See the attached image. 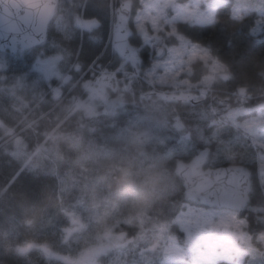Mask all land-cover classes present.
<instances>
[{"label":"trees","instance_id":"16d2710c","mask_svg":"<svg viewBox=\"0 0 264 264\" xmlns=\"http://www.w3.org/2000/svg\"><path fill=\"white\" fill-rule=\"evenodd\" d=\"M120 3L121 0H60L59 12L50 25V35L59 39L62 27L68 26L70 20L79 26L78 19L74 21L78 16L85 23L90 20L103 23V45L107 48L111 43L109 37L112 38V28L109 29L107 21L113 24L115 9ZM232 9V0L218 5L211 12L215 23L209 29L196 31L189 25L178 27L195 42L210 47L211 54L228 70L227 81L218 77L209 89L192 93L194 101L162 96L155 86H150L147 76L142 84L135 82V74L131 71L118 77L116 73L123 71V66L116 72L101 71L98 66L95 71L100 75H113L114 88H106L107 97L116 99L122 110L114 115L99 114L96 110L91 118L83 121L86 127H79V122L69 116L66 124L57 130L61 135L53 139L44 136V124L54 117L49 111H56L61 117L69 114L73 107L81 112L88 105L84 100L95 95L93 88L101 89L97 83L99 75L77 79L66 71L69 67L79 71V65L74 64L77 43L81 39L79 34L66 45V57L59 62V65L63 63L62 59L65 62L62 67L64 82L61 79L50 82L53 86L60 85L59 90L48 87L46 80L41 83L43 92L40 94L34 86L31 87L33 95L25 87L17 90L30 100V106L26 107L16 95L0 89V123L9 124L11 129L3 135L0 125V264H65L47 259L37 249L27 252L23 245L33 237L35 240L47 237L51 248L60 251L59 244L66 239L68 221L74 219L78 224L86 225L78 230L81 249L96 244L109 228L118 232V236L127 232L145 236L152 245L162 244L156 239L162 235L158 231L161 225L172 234L178 232L176 225L170 223L169 208L174 198L179 199L176 192L181 181L174 172L175 164L189 161L194 150L199 152L201 148L209 147L213 157L217 151L224 153L225 166L245 165L251 171L254 196L240 214L246 221L242 232L246 240L244 249L248 250L239 264H264V198H261L262 189L256 181L262 154L251 132L238 122L246 116L257 117L264 111V36L257 37L252 45L254 50L248 47L242 35L233 37L231 34L240 24L230 19ZM84 42L87 45L86 39ZM28 52L23 56L27 57ZM29 58L23 61L27 64ZM59 65L53 66L54 72ZM36 66L42 69L40 64L36 63ZM191 66L195 72L190 75L192 81H198L208 73L199 61ZM10 69L4 71L7 84L16 82V73ZM36 78L34 81L39 82ZM142 93H149L148 98ZM118 103L114 102L115 108ZM14 105L23 110V116L12 110ZM31 107L38 113H31ZM99 107L102 109L104 105ZM39 112L45 113L44 117L40 118ZM237 112L243 116L240 118L241 114ZM25 113L27 117H24ZM35 117L40 118L38 125L24 124L27 118ZM18 122L21 123L15 126ZM129 122L150 128V133L146 138L136 137L126 128ZM174 123L181 125V134L173 133L169 128ZM259 133L263 136L264 130ZM158 137H162L163 145L157 141ZM38 143H43L45 149L37 150ZM176 144L181 145V152L175 151ZM133 147H142L146 157L155 158L143 161ZM156 152L162 157L159 158ZM150 172L158 176L159 183L155 186L145 183ZM121 176L126 178L127 191L118 183L117 178ZM140 192L150 195L138 202L133 194ZM131 262V255L122 259L113 251L99 264ZM221 264L225 263L222 261Z\"/></svg>","mask_w":264,"mask_h":264},{"label":"snow or ice","instance_id":"6c2138e0","mask_svg":"<svg viewBox=\"0 0 264 264\" xmlns=\"http://www.w3.org/2000/svg\"><path fill=\"white\" fill-rule=\"evenodd\" d=\"M42 2L28 6L21 0H0V47H6L9 43L13 52L17 46L25 48L30 46L28 56H22L21 60L31 57L32 52L40 56H53L56 53H62L66 45L71 44L76 39L77 34L81 39L77 43L74 64L79 65V71L75 67L66 69L68 75L73 78H89L100 73L95 71L97 67L101 71L107 69L108 72H116V69L123 66V71L117 72V76H123L124 72L131 71L135 74V82L143 83L144 78L151 77L150 86L154 87L155 82L160 79L161 74L168 71H176L177 65L183 67L182 58H186L190 52L198 53L199 59L209 61L212 65V72L218 74L227 81V68L223 63L217 62L211 56L210 47H201L190 36L181 33L176 26L182 21L179 19L187 9L184 15V21L196 31L209 29L215 21L211 15L212 9L216 7L215 3L208 5V12L202 11L199 7L192 9L191 5H185L182 9L169 19L160 10L159 5H151L153 9L160 10L161 16L165 19V27L162 30L167 39L175 41V44L167 45L156 55L157 49L155 41L158 37L148 35V32L141 27L144 35L139 43L132 44V34L122 25H116L112 30L111 43L106 48L103 45V23L94 22L87 26H77L69 22L68 26L62 27V35L57 39L50 35V25L55 17L58 6H49L44 10ZM228 11L227 7H224ZM230 19L234 23H239L240 27L232 33L233 37L237 34L242 35L250 49L258 36H264V0H246L245 3L237 5L230 11ZM171 25V27L169 26ZM139 26V23H138ZM219 27V25H216ZM152 31L159 33L161 30L153 22ZM10 34H14L15 39H10ZM59 34V33H58ZM87 40V45L85 44ZM231 46V41H229ZM149 50L153 53L152 59H149ZM35 59V57H31ZM52 63V61H46ZM90 66V70H89ZM32 64H29V69ZM183 75V74H181ZM26 78L31 79V75L25 73ZM187 81L181 82L180 76H176L175 81L166 87L182 88ZM191 87V85H190ZM199 89L203 85H196ZM187 99V97H185ZM257 149L264 159V136L259 138ZM251 143V141H249ZM199 147V146H197ZM176 152H181V145H174ZM199 158L195 160L193 167L189 168L181 165L177 169V178L181 181L176 195L179 199H173L169 205L171 211L170 223L177 227V234H172L161 225L158 231L161 236L156 237L161 243L152 245L147 242L145 236L129 235L127 232L118 237H109L101 242L94 250L86 262L68 260L67 264H99L100 260L106 256H111L116 251V256L126 259L129 255L132 257L131 264H172L174 258L168 255L171 248L193 247L197 244L207 245L208 238L212 234L220 235L226 227L240 220L239 212H236V219L233 220V205L229 200L230 192L239 190L243 194L247 186L248 204H251L254 191L251 188V173L242 165L236 167H225L226 157L224 153L217 151L215 156L211 155V148L204 152L201 148L199 152L195 150L191 153ZM230 164L231 161L229 160ZM259 177L260 187L264 189V163H260ZM193 168L198 171H193ZM207 169V171L205 170ZM215 176V180H213ZM243 182L242 184L240 182ZM261 198H264V191L261 192ZM31 222V221H29ZM74 229H65L66 239L70 238L73 231H78L86 227L74 219ZM243 227V225H240ZM167 233V234H164ZM181 235L185 238V243L181 244ZM143 241V243H138ZM32 245H28L30 249ZM48 252L45 247L43 249ZM24 251V250H22ZM211 257L215 258L218 254L209 249ZM225 253L231 252V249H224ZM231 258V257H230ZM215 264V259L212 260Z\"/></svg>","mask_w":264,"mask_h":264},{"label":"rangeland","instance_id":"374dc122","mask_svg":"<svg viewBox=\"0 0 264 264\" xmlns=\"http://www.w3.org/2000/svg\"><path fill=\"white\" fill-rule=\"evenodd\" d=\"M60 0H58L59 2ZM122 2L124 0H121ZM132 1V11H131V19H130V25L133 29V39H132V44L135 45L139 43L140 38L144 35L143 31H141V27L145 29L148 32V35L158 37V39L155 41V46L156 49L158 48H165L167 45L175 44V41L167 39V36L164 34L162 31L165 27V19L163 16L160 14V10L163 11L164 15L167 16L169 19L176 13L177 10H180L183 8L185 5H191L192 9H195L196 7H199L202 11L208 12V5L210 3H215L216 7L212 9L217 8L218 5L222 3H226L229 0H130ZM203 1L202 5H199ZM121 2V3H122ZM246 0H232L233 3V9L236 8L237 5L245 3ZM254 2V0H252ZM120 3V4H121ZM151 5H159L160 10L153 9L150 6ZM203 5H206L204 7ZM187 9H184V13L180 16V20L182 21L177 27H186L189 25V23L183 22L184 21V15L187 14ZM59 12V9L57 10V13ZM56 13V14H57ZM78 19V23H80L82 26L83 24H86L85 21L78 16H75V20ZM77 22V21H76ZM109 20L107 21V25H109V29L112 28L113 24L110 25L108 24ZM153 22L156 23V27L160 29L161 31L159 33H155L152 31L153 28ZM114 23V22H113ZM139 23V26H138ZM171 27V25H169ZM52 29V28H50ZM184 31V30H183ZM181 33H183L181 31ZM109 40L110 37H109ZM200 44V42H197ZM201 47H207L203 46L200 44ZM30 51V50H29ZM25 52V53H24ZM28 51H23L20 52L19 54H16L14 56L10 55L9 53L5 54H0V65L2 66V71H0V89H4L7 93L10 95H16V99L18 101H21V103L29 107L30 106V100L26 99L25 96L22 94H18L17 90H24V87L27 88L28 91H31V94H34V91L31 90V87L37 88V94H40L43 92V87L41 83L42 81L46 80V76L51 78V80L55 79H61L62 83L65 80V77L62 76V67L64 65V61L62 59V62L59 65V62L61 61L62 57H66L65 53L66 51H63L62 53H57L56 57L54 58L53 56H40L38 54L33 55V52L31 53V57H35V59H27L29 60L28 63L26 64V61L21 60V57L23 55H26ZM149 55L153 56V53L151 50H149ZM212 58H214L217 62H220L213 54H211ZM52 61V63H46V61ZM201 62V64L208 69V73L201 78L198 81H192L190 75L193 72L191 69V65L194 62ZM44 63L50 66H56L59 65V69L54 72L52 76L49 74L44 73L39 67L36 66V63ZM32 64V68L29 69V64ZM182 63L183 67H179L177 65L176 71L173 73L172 71H168L164 74H161V77L159 80L155 82V87L158 89L157 91L159 92H167L171 94H178L179 92H184V93H194L197 91H203L209 89L212 84H214L218 77L220 75L214 74L212 72V65L209 61L206 60H201L199 59V54L198 53H192L190 52L189 55L186 58H182ZM221 63V62H220ZM225 65V64H224ZM11 67V71L16 73V82L13 84H7L5 81L7 80V75L4 73L6 69H9ZM28 73L31 75V79L26 78L25 73ZM183 74V75H181ZM100 75V74H99ZM103 75V73H101ZM176 76H180L181 82L187 81L186 84L183 85L182 88H173V87H166L165 85H170L175 81ZM34 77H37L36 79H39L40 81H34ZM149 82H151V77H148L147 79ZM48 87L53 88L54 90H59V86H53L50 84V82L45 81ZM44 84V83H43ZM191 85V87H190ZM196 85H203L201 88H197ZM53 86V87H52ZM93 92L95 95L89 96L88 99H85L84 102L85 105L83 111L79 112L78 108L73 107L71 112L69 114L65 115L63 114L62 117L59 116L56 111H49L51 114H54L53 119L51 122L44 124L45 128L42 134L46 137L50 138H55L58 135H61V132H57V130L60 127H63L66 124V121H68L69 116L74 118L75 122H79V127H86L84 124L85 118H91V116L95 113L96 110H99V114H107V115H114L118 111L122 110L121 104L118 103V101L115 99H111L107 101L106 103H103V100H107V94L105 95L103 89L94 87ZM61 91V90H60ZM91 93V92H90ZM57 94H60V92H57ZM99 97H98V96ZM142 96L145 98H148L149 93H142ZM115 103H118L119 106H116ZM102 103V104H101ZM108 104V106H107ZM100 105H104V108L100 109ZM114 106V107H113ZM115 108V109H114ZM31 110L33 109L32 107L30 108ZM12 110L16 112V114L19 115H24L23 110L18 107L17 105L12 106ZM30 110V111H31ZM38 113L37 111L32 110L31 113ZM47 112V113H49ZM26 114V113H25ZM45 113L39 112L40 118L44 117ZM237 114H241L240 112H237ZM138 116V115H136ZM243 116L241 114L240 118ZM27 117V114L26 116ZM68 117V118H67ZM40 118H27L25 121V125H38V119ZM239 118V119H240ZM239 124L249 130L251 132L253 138L256 140L257 143H259V138L262 137V135L259 133V130H264V111L260 112L257 117L251 118L249 116H246V119L241 118L238 120ZM21 122H18L17 124H14L15 126H18ZM130 124L126 125V128L128 131L133 133L136 137H145L150 133V128L146 127H138L135 126V123L129 122ZM23 124V125H24ZM236 124V123H235ZM2 125V134L6 135L7 133H10V125L9 124H1ZM140 125V124H137ZM16 128V127H14ZM89 128V127H88ZM173 133H182V127L181 125L174 123L171 124L169 127ZM89 129H92L90 127ZM264 136V135H263ZM77 138H79L77 136ZM1 139V138H0ZM21 137L17 140L19 142ZM16 141V140H15ZM14 141V142H15ZM157 141L159 144L163 145L164 142H162V137H158ZM37 150L40 149H45V146L43 143H38ZM134 152L136 153L137 156L142 157L143 161H145L147 158L148 159H154V156H148L146 157V152L142 147L134 148ZM126 151H129V149H126ZM155 154H158L156 152ZM158 157L161 158L158 154ZM262 158V156L260 157ZM260 163H264V159H261L258 161V165ZM237 166H241L239 164H236ZM247 171L251 173L250 170H248L247 166L242 165ZM143 167L145 168L146 165L143 164ZM256 181H258L260 185V177H259V169H258V174L256 176ZM264 191V189H262ZM236 219V212H233V220ZM73 220L68 221L70 224L66 226V229H74L76 226L73 225L72 223ZM240 225H243V227L246 225L245 219L240 217V220L238 223H233L229 227H226L225 230L220 234H212L208 238V243L207 245H202V244H197L193 247H177V248H171L168 250V255L173 259L172 264H212V260L215 259V264H221L223 261L225 264H239L241 261V258L243 257L244 253H247V250L244 249V245L246 243L244 234H243V227ZM111 227V226H110ZM78 231H73L72 235L70 238L63 239V242L59 244L61 250L60 251H55L51 247V245L48 244V238H39L35 240V237L32 238L31 241H35V244L30 243L29 241L26 242L23 247H25V250L27 252H30L34 249H37L40 251L42 254H44L47 259L50 260H58L62 261L63 263L67 264L68 260L72 261H81V262H86L82 261V257L89 254L90 256L93 253V250L101 243L106 241L109 237H118V232H114L113 228H109L104 235L99 239V241L96 244H93L91 246H88L86 248H79V242H78ZM42 240V241H41ZM43 241H46V244L42 247L41 244ZM185 243V238L183 235H181V244ZM28 245H32V247L29 249ZM48 249V252H45L43 249L44 248ZM214 250L218 255L213 258L210 255L209 249ZM231 249V252L225 253L224 249ZM23 249V248H22ZM21 249V250H22ZM24 250V249H23ZM231 257V258H230ZM227 260V261H226Z\"/></svg>","mask_w":264,"mask_h":264},{"label":"water","instance_id":"95a60500","mask_svg":"<svg viewBox=\"0 0 264 264\" xmlns=\"http://www.w3.org/2000/svg\"><path fill=\"white\" fill-rule=\"evenodd\" d=\"M21 2L25 5L28 6H33L36 5L42 0H21ZM131 10H132V2L130 0H124L118 7L116 8L115 11V16H116V23L113 26V29L115 28L116 25H122L124 28H127V30L133 35V30L130 26V17H131ZM53 20V19H52ZM96 21H90L89 24H92ZM10 39H15L14 34H10ZM21 48L20 46H17V50ZM24 50L30 49V46H27L25 48H22ZM12 51L10 43L6 47H0V53L1 52H6L9 51L10 54H15L17 52ZM161 48L157 49L156 55H159ZM163 96H166L167 98L177 100V101H194V95L192 94H179V95H171V94H162ZM187 97V99H185ZM204 152H208L209 148L203 149ZM199 157L198 156H193L189 161L183 162V161H177L175 164L174 172L177 174V169L180 168L181 165H184L186 167L192 168L195 160H197ZM237 165H227L225 167H236ZM207 171V169H205ZM193 171H198V169L193 168ZM213 180H215V176H213ZM241 184L243 183L242 181L240 182ZM229 200L231 204L233 205V209L235 212H239L240 209H245L247 203H248V196H247V186H245L243 194L237 189L229 194ZM244 211V210H243ZM241 213V212H239ZM22 249V248H21ZM24 249V248H23ZM22 249V250H23ZM90 257L89 254L85 255L82 257V261L88 260ZM81 262V261H80Z\"/></svg>","mask_w":264,"mask_h":264},{"label":"clouds","instance_id":"9594fccd","mask_svg":"<svg viewBox=\"0 0 264 264\" xmlns=\"http://www.w3.org/2000/svg\"><path fill=\"white\" fill-rule=\"evenodd\" d=\"M50 5L51 6H58V0H46V2L43 4L44 10H47ZM117 179H118V183L122 187V190L127 191L128 189L126 187V183H127L126 178L121 176V177H118ZM145 183L149 186H155L156 184L159 183L158 176L154 173H151V172L148 173L146 176ZM133 195H135L136 200L139 202L142 199H144L147 195H150V193L140 192V193H134ZM29 242L35 244V241H29ZM45 244H46V242H43L41 244V246L43 247Z\"/></svg>","mask_w":264,"mask_h":264},{"label":"flooded vegetation","instance_id":"af4514ba","mask_svg":"<svg viewBox=\"0 0 264 264\" xmlns=\"http://www.w3.org/2000/svg\"><path fill=\"white\" fill-rule=\"evenodd\" d=\"M202 3H203V1L201 2L200 5H202ZM203 6L206 7V5H203ZM87 23L86 24H83V26H87ZM79 26H80V24H79ZM37 64L43 65L44 63L37 62ZM45 65H46V67H42L41 70L44 73L49 74L50 76H52L53 73H54V69L55 68L53 66H50V65H47V64H45ZM46 81L47 82H51V78H49V77L46 76ZM97 83L100 85L101 89H103L105 95L106 94H109L107 89L110 90V89H113L114 88L113 75L107 74V73L106 74L103 73V75H99L98 82ZM106 98H108L107 101L111 100V98H109V97H106ZM78 103L81 104L80 100H78Z\"/></svg>","mask_w":264,"mask_h":264},{"label":"bare ground","instance_id":"6f19581e","mask_svg":"<svg viewBox=\"0 0 264 264\" xmlns=\"http://www.w3.org/2000/svg\"><path fill=\"white\" fill-rule=\"evenodd\" d=\"M247 204H248V203H247ZM246 207H247V205H246ZM246 207H245V209H246ZM245 209H244V210H245ZM242 212H243V211H242ZM242 212H241V213H242ZM241 213H239V215H240Z\"/></svg>","mask_w":264,"mask_h":264}]
</instances>
